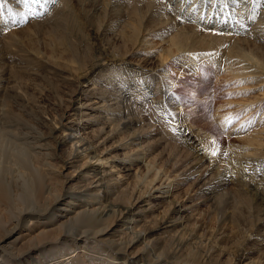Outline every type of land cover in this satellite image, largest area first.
Here are the masks:
<instances>
[{"label":"bare ground","instance_id":"bare-ground-1","mask_svg":"<svg viewBox=\"0 0 264 264\" xmlns=\"http://www.w3.org/2000/svg\"><path fill=\"white\" fill-rule=\"evenodd\" d=\"M0 5V264H264V0ZM202 67L241 98L199 125Z\"/></svg>","mask_w":264,"mask_h":264},{"label":"rangeland","instance_id":"rangeland-1","mask_svg":"<svg viewBox=\"0 0 264 264\" xmlns=\"http://www.w3.org/2000/svg\"><path fill=\"white\" fill-rule=\"evenodd\" d=\"M42 5L38 4V5H33L32 6V10H34L35 12H37V15H41L42 13H44L43 10H40V7ZM24 7L27 11L30 12V14H32V11H30L29 7H27L24 4ZM39 10V12H38ZM24 15L23 10H16L15 13L17 14V17L23 16L22 13ZM8 14H10V12L8 11ZM12 16V15H11ZM14 16V15H13ZM32 16H35L32 14ZM27 18V17H25ZM27 19H24L23 21H26ZM22 21V22H23ZM16 22V21H15ZM19 22V24H14L17 25L16 27H11L9 30H11L12 28L15 30H20V28H24L26 26H28V21L27 22ZM25 33L20 34V36H24ZM1 35V34H0ZM1 37V36H0ZM0 43H2L0 41ZM1 49V46H0ZM1 53V50H0ZM139 57V56H138ZM134 69H138V70H142L141 68L143 66L137 65V66H132ZM201 72L197 75V73H193V72H187L185 73L184 76H179V75H175V77H178V80L182 81V86H180L179 88L175 89L174 91L177 92L178 96H180V98L183 100V103L186 107V109L191 112V117L192 120L199 124V125H203L207 122H210V120L212 121V117H213V113L215 111V108L220 104L223 103L224 100H228V99H232L234 101H237L241 98V95H238L237 91H233L230 94V97L227 98H222V93L223 91H226L228 89H230L229 87H225L223 84L219 83L216 84L215 81V73L208 67H202ZM141 76V74H138ZM194 89L196 92L194 94L193 90ZM224 89V90H223ZM38 103V102H37ZM215 126L218 128V133L222 134V130L220 127H218V125ZM5 138V139H4ZM0 169L3 168H10L12 167V171L17 174H21L19 167V157L22 155H25V147L26 145H23L22 143L20 144L19 141H13L11 142V139L9 137L6 138V135H1L0 136ZM9 141V142H7ZM4 142V143H3ZM20 145H19V144ZM15 144V146H13ZM10 145V147H9ZM19 146V147H17ZM9 147V148H8ZM5 148V149H4ZM18 148V149H17ZM17 149V152H16ZM11 153H10V152ZM5 152V153H3ZM8 153V155L6 156V154ZM13 153V154H12ZM120 153V152H119ZM11 155V156H10ZM7 158V159H5ZM8 161V162H7ZM18 161V162H17ZM16 162V163H15ZM6 163V164H5ZM15 163V165L12 164ZM11 165V166H10ZM18 168V169H17ZM16 169V170H15ZM190 182L186 183L185 185H183L182 190H185V188L189 185ZM187 191L190 192V196L189 199L187 201H195L196 200V189H187ZM189 203V202H188ZM201 207L205 208L206 206L200 205ZM209 226H216L215 223L210 222L208 224ZM19 231H16L14 233H12L9 238L15 236L16 234H18ZM213 243L212 240H205V243ZM62 246L61 244L58 245L57 247ZM61 248H58L57 250H59ZM80 251V250H79ZM258 254H255L253 257L254 259H256ZM96 255H91L88 256V258L90 259V261L92 262H97L98 257H95ZM95 261H94V260ZM104 264H108V263H104ZM120 264V263H119Z\"/></svg>","mask_w":264,"mask_h":264},{"label":"snow or ice","instance_id":"snow-or-ice-1","mask_svg":"<svg viewBox=\"0 0 264 264\" xmlns=\"http://www.w3.org/2000/svg\"><path fill=\"white\" fill-rule=\"evenodd\" d=\"M23 2H24V4L27 6V7H29V9H30V11H32V14L33 15H37V13L34 11V10H32V6L33 5H38V4H41L42 3V0H23ZM2 7H3V5H0V9H2ZM166 115H173L171 112H168V113H166ZM228 124H231V123H233V119L232 118H228ZM169 123H171V121H169ZM213 143V145H215V141H213L212 142ZM211 154L213 155V156H216V155H218L219 154V152H218V149H213L212 151H211Z\"/></svg>","mask_w":264,"mask_h":264}]
</instances>
